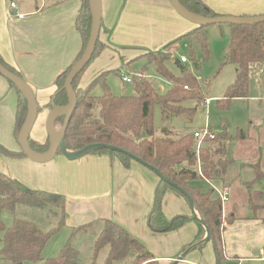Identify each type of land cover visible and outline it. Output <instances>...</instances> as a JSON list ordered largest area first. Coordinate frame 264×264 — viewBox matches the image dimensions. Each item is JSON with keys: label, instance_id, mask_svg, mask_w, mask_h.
<instances>
[{"label": "crops", "instance_id": "0c3cea01", "mask_svg": "<svg viewBox=\"0 0 264 264\" xmlns=\"http://www.w3.org/2000/svg\"><path fill=\"white\" fill-rule=\"evenodd\" d=\"M101 1L98 39L105 47L78 78L79 88L87 86L101 73L114 69L117 62L113 48L121 47L119 63H127L146 53L135 56V49L144 48L138 45L141 38L146 39L145 46L154 48L196 28L194 23L172 9L169 0ZM202 1L219 15L264 14V0ZM10 2H15L16 8L10 7ZM80 4L81 0H28L20 4L17 0H0V58L16 70L33 90L37 116L28 139L39 144L48 140L44 122L50 111V98L56 90L55 79L76 61L82 48V39L75 24ZM90 7L93 11V3ZM17 13L23 17H17ZM153 17L165 21V26L154 29L155 24L161 22ZM132 30H139V34H132ZM257 63H261L264 84V62H253L250 71ZM106 81L110 88L107 78ZM19 96L20 93L0 75V144L11 151H20L18 136L14 134ZM258 108L263 112L250 113L253 120H249L248 127H252L251 131L247 130L245 138L236 139L250 153L235 159L228 147L233 162L218 188L225 187L229 192L223 217H233L223 223V264H264V179L253 180L256 169L245 165L259 163L260 170L264 172V130L258 129L255 122L260 117L264 121V107ZM163 127H168L167 122L164 121ZM208 131L211 132L210 129ZM85 154L73 160L62 156L53 161L55 156L46 164L34 162L26 156L0 158V171L20 186L62 196L79 193L81 198L69 201L67 198L65 203V225L71 228L97 219H108L136 238L160 264L171 263L186 249L184 258L176 264H217L212 244L203 240L206 232L198 242L201 218L186 197L173 190L164 192L161 209L166 219L188 215L190 220L175 230L153 232L147 226V216L153 204L158 174L136 160L126 167L106 154ZM203 180L214 186L211 181ZM111 264L117 263L113 261Z\"/></svg>", "mask_w": 264, "mask_h": 264}, {"label": "trees", "instance_id": "16d2710c", "mask_svg": "<svg viewBox=\"0 0 264 264\" xmlns=\"http://www.w3.org/2000/svg\"><path fill=\"white\" fill-rule=\"evenodd\" d=\"M178 1L193 14L204 17L219 16L202 0ZM75 24L82 39V48L77 56L79 59L87 46L91 33L92 12L89 0H81ZM229 26L230 40L226 62L233 63L236 69L233 83L227 87L224 97L217 100V106L223 110L229 108L233 98H248L250 66L253 62H264V21L250 25L229 24ZM189 36L195 38L207 58V35L202 25H196L193 31L169 42L165 47L175 45L180 39ZM104 47L105 45L98 39L90 62ZM189 54L195 61L193 49L189 50ZM142 57L156 64L157 74L168 81L169 88L160 92L140 73L131 77L132 92L130 94L125 92L115 95L106 81L107 74L112 70L101 73L87 86L79 88L78 78L89 62L72 82L77 103L64 131L65 146L70 151H77L92 144L112 145L123 149L129 155L107 148H95L87 153L109 155L111 158L118 159L126 167L135 160L134 156L142 160L145 163L144 166L154 167L166 180L161 178L158 180L153 204L147 216L148 228L153 232H167L183 226L190 220L188 215H176L168 220L161 209L162 196L166 190L176 191L185 197L180 191L182 189L191 197L194 209L204 222L205 227L200 223L198 242L202 240L207 230L209 233L207 241L212 244L216 263L223 264L225 259L222 241L223 223L231 221L233 217L222 216L221 202L219 198L213 196L211 189L202 191L192 182L199 179L212 182L225 178L233 162L228 150V141L231 138L227 137L225 130L209 131V135L202 139L197 156L193 147V132L185 131L172 137V131L168 127H163L164 135L154 136V105L160 106L163 121L181 114H187L191 119L194 109L183 107L180 103L187 100H205V97L201 92L197 77L191 73L186 63L181 62L180 58L161 50L148 51ZM168 60H173L179 74H174L166 65L165 62ZM0 62L11 72L21 76L12 67L6 65L1 58ZM73 64L56 77V90L50 98V109L52 106H66L69 103L64 81ZM9 83L21 95L18 97L15 112L14 134L17 137L26 117L27 102L21 91L10 81ZM96 87L101 89L99 95L92 94ZM64 120L65 115H57L53 124L59 123L62 126ZM142 136L145 137L141 138ZM241 138H245L244 132L237 129L236 139ZM28 145L37 153H45L49 148V141L39 144L28 139ZM0 156L25 155L21 150L11 151L0 144ZM197 157L200 172L193 167ZM180 165H190L193 168L184 169L182 167L177 170ZM256 166L254 165L256 170L253 180L264 179V172ZM27 208L46 210L45 221L50 222L52 227L48 231H43L38 223L21 217L22 211ZM2 210H7L13 215V222L9 227L0 222L2 233L0 259L11 264H22L24 261L32 264H77L78 252L69 244L63 246L56 257L44 258L42 256V251L50 236L65 224L63 196L22 187L0 171V211ZM73 230H89L94 234L93 258L104 246H108L106 264L126 259L128 256H132L131 264H160L144 245L111 220L97 219L73 228Z\"/></svg>", "mask_w": 264, "mask_h": 264}, {"label": "rangeland", "instance_id": "374dc122", "mask_svg": "<svg viewBox=\"0 0 264 264\" xmlns=\"http://www.w3.org/2000/svg\"><path fill=\"white\" fill-rule=\"evenodd\" d=\"M28 0H17L20 4L22 2H27ZM29 1H40V0H29ZM170 2V0H169ZM170 5L172 9L171 2ZM175 11V9H174ZM177 13V12H176ZM178 14V13H177ZM179 15V14H178ZM264 15V14H263ZM181 16V15H180ZM182 17V16H181ZM157 18V17H153ZM161 24L156 23L154 29H159L165 26V21L160 18ZM185 19V18H184ZM205 31L207 29V45H208V57L205 58V53L203 49L199 46L196 42L195 38L192 36L184 37L180 39L175 45L165 47L169 40L164 41L158 47H151L145 46L144 42L146 39H142V42H139L138 45L144 46V48H137L135 51L137 52L135 56L142 54L143 52L152 51L153 49L164 51V53L170 54L172 53L175 57L180 58L181 55L187 58L186 65L189 66L191 73L197 77L198 81L200 82V89L201 92L204 94L206 99V104L203 100L193 101L187 100L183 101L180 104L183 107L192 108L194 109V113L191 116L187 114H181L178 116H174L169 121H165L168 124V129L172 131V137H175L176 134H181L185 131H201L203 129H210L213 132H218L220 130H224L227 137L231 138L228 141V147L232 156L235 159H239L241 156L249 155L250 151H246L244 146L241 142L236 141V132L237 129H241L246 135L247 130L251 131L252 127L249 128V120L250 113L253 112H263V109L258 107H264V84L261 80L262 77V66L261 63L255 64L251 71L249 72V88H248V98H233L230 101L229 108L227 110L220 109L217 106V100L222 99L225 95L227 87L233 83L235 78V69L236 66L233 63L226 62V55L228 51V45L230 40V26L227 23H220V24H209L204 26ZM132 34L138 35L139 30H132ZM166 32L162 34L164 37ZM121 47L113 48L115 61L117 65L107 74L108 82H110V90L115 95H121L123 92L130 94L132 92V85L130 82H123L121 80L122 75L132 77L133 75L136 76L140 73L144 75V77L149 80L154 87L159 90L160 92H164L169 88V83L166 79L160 77L156 72V64L152 61H148L144 57H137L130 62L123 63L120 62V50ZM193 49L195 53V61H193L190 57L189 50ZM166 65L170 68V70L174 74H179V70L174 65L173 60H168L165 62ZM197 64V67H196ZM253 65V64H252ZM2 76V75H1ZM209 83L210 85H208ZM101 93L100 87H96L92 94L99 95ZM263 95V96H262ZM255 99H249V98ZM198 107H202L201 110H198ZM41 109H39V112ZM40 118V116H39ZM47 118V114L45 119ZM257 123V128L260 130H264V121L263 117H260L258 120L255 121ZM153 123H154V136H163L164 133L162 128L164 126V121L161 113L160 106L158 104L154 105L153 107ZM63 125V124H62ZM262 126V127H261ZM61 125L59 123L54 124L55 132L61 129ZM249 128V129H248ZM44 131L45 135L48 136V132L44 122ZM142 136L141 138H144ZM150 138V136L148 137ZM196 141L193 138V147L195 149ZM202 144V143H201ZM243 147V150L241 149ZM70 151V150H69ZM86 155V154H85ZM64 157L67 159L64 154L59 151L56 154V157L53 161L60 157ZM0 158L8 159V156H2ZM233 159V158H232ZM52 160V159H51ZM51 160L41 163L46 164ZM246 166L254 165L259 166V163H247ZM256 166V167H257ZM184 167V169L193 168L200 169V164L196 160L195 165L192 167L190 165H180L177 167V170ZM255 168V167H254ZM256 169V168H255ZM260 169V168H259ZM193 185L199 186L202 191H209L211 188L216 186V189L221 185L220 180L212 181L211 186L204 180H195L192 182ZM25 187V186H22ZM28 188V187H26ZM214 189L213 196L217 197V191ZM50 193H54L51 192ZM61 195L60 193H56ZM62 196V195H61ZM79 193H75L74 195H63L65 203L73 198H81ZM264 200V199H263ZM240 207H242L240 205ZM245 210V209H244ZM66 211V209H65ZM243 211V210H242ZM241 211V212H242ZM46 215V210L42 209H32L27 208L22 211L21 217L27 218L29 220H33L34 222L38 223L39 227L43 231H48L52 224L50 222L45 221L44 216ZM66 215V212H65ZM223 216V212H222ZM226 216V215H225ZM0 222L3 223L6 227L11 226L13 222V215L7 211L2 210L0 211ZM2 233L0 232V239ZM94 241L95 236L89 230H78L74 231L73 227H69L67 225H63L60 227L56 233L50 236L48 239L43 251L42 256L44 258H52L58 256L63 246L69 244L73 248H75L78 252V261L77 264H106V258L108 253V246H104L98 253V255L94 257ZM2 247V241L0 240V249ZM132 256H128L126 259L116 261L117 264H131ZM0 264H11L8 261L0 259ZM22 264H32L29 261H24ZM245 264V263H244Z\"/></svg>", "mask_w": 264, "mask_h": 264}, {"label": "water", "instance_id": "95a60500", "mask_svg": "<svg viewBox=\"0 0 264 264\" xmlns=\"http://www.w3.org/2000/svg\"><path fill=\"white\" fill-rule=\"evenodd\" d=\"M89 2H90V5L91 3H93V11L91 8L92 26H91L90 38L88 40L87 46L84 49V52L82 53L80 58L77 59L76 62L73 64V66L69 70L65 78V81H64V89L66 90L68 94L69 103L66 106H53L47 114L45 126L48 132L49 148L45 153H37L33 151L28 145L29 133L31 131V128L37 116V101L33 93V90L30 87V85H28V83L21 76H18L17 74L11 72L0 62V75H2L12 84H14L22 92V94L24 95L26 99L27 113H26L25 120L18 133L17 139H18L20 150L23 152V154L26 157H28L30 160L34 162H37V163L47 162L53 159L58 153V151H61L64 154V156L69 160L76 159L82 156L83 154L87 153L89 150H92L95 148H107L113 151L127 153L126 151H124L123 149L119 147L112 146V145H105V144L87 145L80 150L69 152L63 140L64 131H65L67 122L69 120L70 115L74 111L76 107V103H77L76 93L72 86L73 79L90 62L93 52L95 50L96 42L99 37L101 14H102V1L101 0H89ZM170 2L172 6L174 7L175 11L179 15H181L183 18L194 23L197 26L198 25L206 26L209 24H220V23H227V24H234V25H250V24H255V23L264 21V15H260V16L219 15L216 17H204V16L196 15V14L189 12L180 4L178 0H170ZM124 93L125 92H123V94ZM57 115H65L64 123L58 133L55 132L53 128V121ZM133 158L140 164L145 165V163L139 158H136L134 156ZM148 167L152 171L157 173L159 178L166 180L164 176H162L154 167L152 166H148ZM180 191L185 195L190 206L194 208L192 205L191 197L184 190L180 189ZM200 222L204 225V222L202 220ZM208 237H209V233L206 230V235L203 240L204 241L207 240ZM187 251L188 249H186L174 261H172L171 264H176L178 261L182 260L185 254L187 253ZM15 264H21V263H15Z\"/></svg>", "mask_w": 264, "mask_h": 264}, {"label": "built area", "instance_id": "2783aa9c", "mask_svg": "<svg viewBox=\"0 0 264 264\" xmlns=\"http://www.w3.org/2000/svg\"><path fill=\"white\" fill-rule=\"evenodd\" d=\"M10 7L16 8V3L15 2H10ZM16 16L19 17V18H22L23 14L17 13ZM180 60L183 63H186L188 61L187 58L185 56H183V55L180 56ZM121 80L123 82H130L131 78L128 77V76H123L122 75ZM209 133L210 132L208 131V129H203L201 131H194L193 132V138L196 141L195 151H196L197 156H198L199 147H200V145L202 143V139L206 135H209ZM197 161L199 162L198 157H197ZM198 172H200L199 167H198ZM212 189L214 191V189H216V187H214ZM216 191H217V196H218V198H219V200L221 202L222 212H224V205H225L226 201L228 200V195H229L228 189L224 187L223 189H218V190L216 189Z\"/></svg>", "mask_w": 264, "mask_h": 264}]
</instances>
